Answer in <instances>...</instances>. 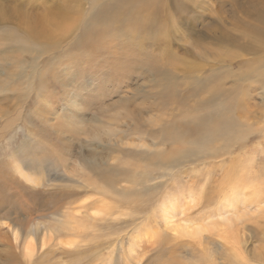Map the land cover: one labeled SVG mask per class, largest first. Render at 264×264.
Here are the masks:
<instances>
[{
    "label": "rangeland",
    "instance_id": "rangeland-1",
    "mask_svg": "<svg viewBox=\"0 0 264 264\" xmlns=\"http://www.w3.org/2000/svg\"><path fill=\"white\" fill-rule=\"evenodd\" d=\"M94 1L0 0L1 36L32 18L56 34L34 63L0 56V264H264V13H244L256 0H136L154 2L158 28L137 25L146 7L140 38L83 45ZM216 109L243 137H222L217 157H169Z\"/></svg>",
    "mask_w": 264,
    "mask_h": 264
},
{
    "label": "bare ground",
    "instance_id": "bare-ground-1",
    "mask_svg": "<svg viewBox=\"0 0 264 264\" xmlns=\"http://www.w3.org/2000/svg\"><path fill=\"white\" fill-rule=\"evenodd\" d=\"M97 1L98 2L94 1V6H95L94 8H96V9L94 10V12L90 16V18L84 19L81 23L83 28H84L83 32L81 33V36H82L81 41H83L82 42L83 45H85L86 42L88 44L91 42H96L97 39L101 36L104 37V36H107L111 33L113 34V30L116 31L115 33H121L122 36H126L129 34H134V36H135V34L138 33L140 31V29L142 30V32L148 31L150 33L153 28H158L160 26L159 22L157 23V21H158L157 15H156L157 9L155 7L154 2L149 1L150 3H148V2L141 3V2H138L136 0H108L107 2L99 5V1L101 2L102 0H97ZM146 7L149 9L150 12L148 13V16L146 18L142 17L143 15L141 16L140 13L138 14L139 17H137L136 23L140 29L137 27L138 28V30H137L136 26H135L136 10L139 9L140 11H142ZM252 7H253V10L250 11L249 13L244 12L246 10L245 6L242 7L241 9L246 15L252 16L253 14L256 13V15L259 16L260 13H264V0H256V2H254ZM159 16H158V18H159ZM170 16H172V15H170ZM32 22L30 21V24L28 27H24V28L15 27V28L9 30L8 35H5V36H4V34H3V36L0 35V56L2 57V59H3V57L5 60L8 59L10 57L9 56L10 52H12V50L16 51V49H17V50H22L24 52L23 54L22 53L19 54V55H22L21 59L18 58V55H15V58L19 63H25L27 61H31L32 63H34V62H36L37 58H41L43 48L44 47L46 48L45 43L47 44V42H50V41L54 43V38H56V34L54 32L46 31L44 29V27H42V25H41L42 28H40L38 22H36V19H34V18H32ZM95 23H98L99 25L100 24L103 25V29L101 31H98V32H93L92 30H90L89 27H91V26L93 27ZM262 23L264 24V19L262 20ZM99 25H97V26H99ZM125 26H127V29L125 28ZM90 32H92V33L90 34ZM145 33L147 34V32H145ZM141 35L142 34L140 31L139 35L137 34L136 36H138V38H140ZM149 35H147V36L149 37ZM111 41H113L112 38H111ZM156 41H158V40H156ZM54 45H56V44L54 43L52 46H54ZM81 46H82V44H81ZM91 47H92V50H95V48L97 46H91ZM126 53L131 55V56H136V59H138V57H141L142 59H144V57H142V53L139 51L135 54L134 52L127 50ZM117 56H119L117 53L113 54L112 56H109L110 61H113V62L116 61V58H118ZM10 58H13V57H10ZM11 62L12 61H10L9 66H10ZM6 65H4V67H6ZM12 65L15 66L14 64H12ZM0 66H2V65L0 64ZM4 67L2 66L1 69H3ZM18 68H17V66H15V71L17 72V74L21 71L20 69L22 67H20L19 69ZM9 70H10L9 68H7V69L4 68L2 70L3 73L1 72V74L7 73ZM154 71H155V73H158V74H162V73L164 74L165 73L161 69L157 68V66L154 67V69L152 70V72H154ZM170 74L171 73H169V75ZM169 75L165 74V76L167 77L166 81L168 82L170 89L173 92H175L177 90L175 88L176 87L178 88V86H177L178 84H177L175 78L173 76L170 78ZM166 77H165V79H166ZM9 78H11L10 75H9ZM169 78L171 79V82H170ZM185 86H186V83H185ZM185 90H186V87H185ZM201 117H202L201 120H203L202 125L199 124L197 127L196 126L188 127L187 128V135L185 137L180 138V139L174 138L175 144L174 145L172 144L170 147L169 157H173V156H171V154H173V155L175 153L178 154V152L181 150L187 151V153L190 155H194L193 157L198 156V154H200V153H202L205 156L208 151L212 150V148H218V147H216V142H218L222 137L227 136V137H229V139H231V141L236 140L233 138L236 137L235 135L237 134L239 129L236 128L234 119L225 117V115L222 113V111H220V109L219 110L218 109L211 110L209 112H206L205 114H202ZM243 135L242 136L240 135L239 138L238 137H236V138L241 139L243 137ZM229 143H231V142H229ZM190 144L191 145L197 144L201 148L189 146V148H187V150H186V146L190 145ZM193 149H197L198 151L193 153L194 152ZM218 152H219V150H217L216 152L215 151L211 152L210 154H208L206 156L207 157H209V156L210 157L211 156L217 157L219 154ZM170 160L172 161L173 159H170ZM168 161H169V159H168ZM233 166L234 165L232 164L231 173H233V171H234ZM18 168L20 169V172L22 174H24L26 172L25 171L26 168L24 166L22 167V166L18 165ZM29 174H31V172ZM70 219H72V218H70ZM68 221L69 222L64 221V224H66V226L71 225L72 227H74L75 221L73 219L68 220ZM62 227H63V225H62ZM66 228L68 229L69 227H66ZM73 229L75 230V228H73ZM77 231H79V229ZM13 233L15 234L16 238H18V234L15 231H13ZM226 257H228V256H226ZM230 257H232V256H230ZM233 258H234V256H233ZM212 261L215 262V264H219L218 258H212ZM228 262H229V260H228ZM222 264H226V263H222Z\"/></svg>",
    "mask_w": 264,
    "mask_h": 264
}]
</instances>
